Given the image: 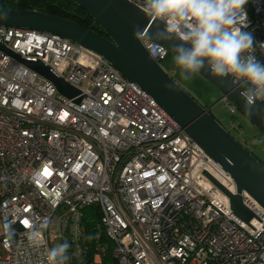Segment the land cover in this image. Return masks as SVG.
Masks as SVG:
<instances>
[{
  "label": "built area",
  "instance_id": "built-area-1",
  "mask_svg": "<svg viewBox=\"0 0 264 264\" xmlns=\"http://www.w3.org/2000/svg\"><path fill=\"white\" fill-rule=\"evenodd\" d=\"M128 1L145 11L147 0ZM245 9L264 63V0ZM137 37L156 60L168 53ZM0 43L79 91L61 94L0 50V264H46L55 240L68 242L67 264H264L263 207L243 191L253 217L236 216L203 172L233 193L232 178L144 90L59 34L0 26ZM26 221L46 225L42 245L29 244Z\"/></svg>",
  "mask_w": 264,
  "mask_h": 264
},
{
  "label": "water",
  "instance_id": "water-1",
  "mask_svg": "<svg viewBox=\"0 0 264 264\" xmlns=\"http://www.w3.org/2000/svg\"><path fill=\"white\" fill-rule=\"evenodd\" d=\"M85 10L106 36L69 19L35 9L0 8V26L35 29L59 34L81 44L116 67L126 78L144 90L235 184V192L227 191L213 176L203 173L229 198L232 212L248 222L253 213L242 202V192L248 193L264 209V165L248 151L210 112L211 105H201L182 88L142 45L137 33L151 39L165 25L149 17L146 11L128 0H71ZM176 40L179 35L175 34ZM174 54L173 43H161ZM187 46V45H186ZM0 50L23 63L30 70L51 81L58 92L73 97L78 89L56 76L41 62L27 61L0 43ZM213 83L227 99L241 109L264 136V103L257 102L248 111L239 95L240 86L231 78H218L207 70L199 72Z\"/></svg>",
  "mask_w": 264,
  "mask_h": 264
},
{
  "label": "clouds",
  "instance_id": "clouds-1",
  "mask_svg": "<svg viewBox=\"0 0 264 264\" xmlns=\"http://www.w3.org/2000/svg\"><path fill=\"white\" fill-rule=\"evenodd\" d=\"M249 0H147L146 13L165 27L151 40L174 44L173 63L187 80L207 70L218 78H231L239 85L246 110L264 100V63L254 55L257 42L245 29L249 27L246 9ZM180 33L176 40L175 34ZM187 45V46H186ZM264 47V42L260 43ZM26 236L32 246L44 243L41 223L38 228L25 222ZM68 242L46 252V264H67ZM43 264V261H42Z\"/></svg>",
  "mask_w": 264,
  "mask_h": 264
},
{
  "label": "trees",
  "instance_id": "trees-1",
  "mask_svg": "<svg viewBox=\"0 0 264 264\" xmlns=\"http://www.w3.org/2000/svg\"><path fill=\"white\" fill-rule=\"evenodd\" d=\"M0 8L18 10L35 9L53 16L69 19L81 26L91 28L99 34L106 36L92 17L71 0H0ZM223 100L230 103L227 99ZM210 112L213 115L211 110ZM229 112L232 123L235 120L237 122L238 118H242L244 120V123L239 122L233 125L235 131L234 134L239 138H237L234 134L233 136L264 165V157L262 156L264 147H259V144L264 139L261 131L241 109L236 107L234 112ZM245 127H248V135L245 133L244 135L241 131V129ZM236 131L239 134H237ZM257 147L259 148V153L256 151ZM82 215L83 225L88 233V236L91 237L95 226L99 222V207L96 205L86 206L82 209Z\"/></svg>",
  "mask_w": 264,
  "mask_h": 264
},
{
  "label": "rangeland",
  "instance_id": "rangeland-1",
  "mask_svg": "<svg viewBox=\"0 0 264 264\" xmlns=\"http://www.w3.org/2000/svg\"><path fill=\"white\" fill-rule=\"evenodd\" d=\"M169 54L173 55L172 53L168 52ZM167 55V54H166ZM161 66L166 70V72L172 77L174 78V80L182 87L184 88L196 101H198L201 105H204L205 103H203L200 99V93L198 92V89H206L209 90L210 92H214L215 89H217V87L211 83L210 81H208L207 79H205L202 75H200L199 73H196L194 75H192L190 77V79L184 80L180 77L179 75V69L177 68H171L170 69H166L165 68V61L162 60L160 61ZM195 86H200V88H196ZM222 95V93L218 90V93L215 94V96H212V98L210 99V103H207V105H211L213 104V106L211 107V111L214 114L215 118L227 129L231 132V134H234V127L233 125L236 123H244V120L242 118H238V121L236 122L231 121L230 119V110L228 109L225 100H223L224 98H221L220 96ZM206 97V96H205ZM203 100V99H202ZM208 101V100H207ZM241 131L243 132V134L245 133L246 135L249 134L248 132V127L242 128ZM237 134H239L236 131ZM242 134V135H243ZM244 134V135H245ZM235 135V134H234ZM236 136V135H235ZM237 138H239L238 136H236ZM259 147H264V139L262 140V142L259 144ZM256 151L259 153V148H256ZM262 156L264 157V152L262 153ZM50 230L53 232L58 233V228L55 225H51ZM59 242L58 240H55L53 242V247H55L56 245H58ZM0 253L3 254V250L0 249Z\"/></svg>",
  "mask_w": 264,
  "mask_h": 264
},
{
  "label": "crops",
  "instance_id": "crops-1",
  "mask_svg": "<svg viewBox=\"0 0 264 264\" xmlns=\"http://www.w3.org/2000/svg\"><path fill=\"white\" fill-rule=\"evenodd\" d=\"M165 61V68L166 69H170L171 68H176L174 63H173V55L167 53V55L164 57L163 59ZM162 61V60H161ZM196 88H200V86H195ZM198 92L200 93V97H201V101L203 103H205L204 105L207 106V103H210V99L212 98V96H215V94L218 93V89H215L214 92H210L209 90H202V89H198ZM206 96V97H205ZM222 98V95L220 96ZM203 99V100H202ZM208 100V101H207ZM213 106V104H211V107ZM214 115V114H213Z\"/></svg>",
  "mask_w": 264,
  "mask_h": 264
},
{
  "label": "snow or ice",
  "instance_id": "snow-or-ice-1",
  "mask_svg": "<svg viewBox=\"0 0 264 264\" xmlns=\"http://www.w3.org/2000/svg\"><path fill=\"white\" fill-rule=\"evenodd\" d=\"M44 174L47 175H51V173L49 172V170L47 168H45Z\"/></svg>",
  "mask_w": 264,
  "mask_h": 264
}]
</instances>
